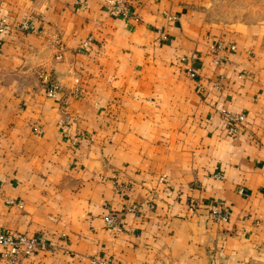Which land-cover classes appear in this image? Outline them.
I'll return each mask as SVG.
<instances>
[{
	"label": "crops",
	"instance_id": "0c3cea01",
	"mask_svg": "<svg viewBox=\"0 0 264 264\" xmlns=\"http://www.w3.org/2000/svg\"><path fill=\"white\" fill-rule=\"evenodd\" d=\"M125 1L0 0V233L46 239L24 264H264V14Z\"/></svg>",
	"mask_w": 264,
	"mask_h": 264
},
{
	"label": "built area",
	"instance_id": "2783aa9c",
	"mask_svg": "<svg viewBox=\"0 0 264 264\" xmlns=\"http://www.w3.org/2000/svg\"><path fill=\"white\" fill-rule=\"evenodd\" d=\"M83 1L79 2L80 6H83ZM105 6L110 16H119L122 18L131 17L136 20V16L133 11L129 10L125 0H105ZM15 27L20 30H33V27L26 20H21L15 23ZM8 26L0 19V35L6 33ZM87 43L84 42L83 45ZM234 50L232 44H224L221 41H213L208 46V51L212 56V63L218 65L224 61L223 54L226 51ZM221 53L222 55H219ZM54 58L57 60L60 58V49H58ZM188 77L193 78L194 72L190 68L186 69ZM39 81L45 90L47 97H54L56 93V86L51 74L47 70H42L38 73ZM221 117L225 122V128L229 136H234L237 132L239 125L242 123L244 116L241 113H235L227 110H220ZM10 203L12 201H9ZM210 218L214 221H226L228 216L225 211L219 210L216 206H213L210 211ZM104 225L106 227L119 229L120 227L115 223L113 217L106 215L103 218ZM0 264H24L25 257L34 253L37 250L45 249L48 246L46 239L37 234H5L0 233ZM87 261L89 264H119L118 261L105 258L88 256Z\"/></svg>",
	"mask_w": 264,
	"mask_h": 264
},
{
	"label": "rangeland",
	"instance_id": "374dc122",
	"mask_svg": "<svg viewBox=\"0 0 264 264\" xmlns=\"http://www.w3.org/2000/svg\"><path fill=\"white\" fill-rule=\"evenodd\" d=\"M212 14L223 21L240 15L260 17L264 14V0H214Z\"/></svg>",
	"mask_w": 264,
	"mask_h": 264
}]
</instances>
